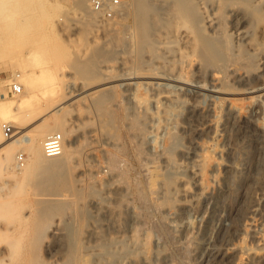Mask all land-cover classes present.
<instances>
[{
  "label": "rangeland",
  "instance_id": "374dc122",
  "mask_svg": "<svg viewBox=\"0 0 264 264\" xmlns=\"http://www.w3.org/2000/svg\"><path fill=\"white\" fill-rule=\"evenodd\" d=\"M120 1L108 20L87 0H0V77L32 81L0 99L22 109L0 115L21 140L0 163V264H264V67L245 42L264 0H147L146 19Z\"/></svg>",
  "mask_w": 264,
  "mask_h": 264
},
{
  "label": "bare ground",
  "instance_id": "6f19581e",
  "mask_svg": "<svg viewBox=\"0 0 264 264\" xmlns=\"http://www.w3.org/2000/svg\"><path fill=\"white\" fill-rule=\"evenodd\" d=\"M75 1V0H74ZM135 1H137L136 2V6L138 7V9L139 10H141V12H143V13H141V15L144 17V19H146L145 18V16H146V11H147V9H148V3H147V0H135ZM158 1V0H157ZM162 1H165V0H162ZM166 1H168V0H166ZM176 4H178V3H176ZM200 4L201 5H204V2H200ZM75 5H77V9H80L81 10V12L82 13H85L86 14V11H85V9H86V3L85 2H83V3H81V2H79V3H76ZM119 11L120 10H118L117 11V13H119ZM96 13V12H95ZM116 13V14H117ZM115 14V15H116ZM99 15V14H98ZM167 23V22H166ZM169 24V23H168ZM256 24H257V29H258V35H259V39H260V42L259 43H255L251 38H248V39H250L249 41H248V39H247V41L244 39L245 37H243V39L245 40V42H247V46H249V48H251V50L253 51V52H258V62H259V66L260 67H264V46H262V43H264V19L263 18H261V19H258L257 21H256ZM167 25V24H166ZM170 25V24H169ZM164 26V25H162V26H164V28H162V27H159L158 29H157V31H156V36H158L157 38H159L160 40H159V43H160V45H162V47L164 46V53H163V55L162 56H158V57H153V59L155 60L156 58H158V59H163V57H164V59L165 58H167V59H169L168 57H171V56H166V55H168V54H171L169 51H168V49H169V45L170 44H172V41L170 40V36H171V33H172V29L170 28V26ZM144 26H146V24L144 23ZM147 27V26H146ZM148 29V28H147ZM176 33V31H174L173 32V34H175ZM236 33H237V35L239 34L240 36H241V34L242 33H244V32H242L240 29H237L236 30ZM238 38H240V37H238ZM242 38V37H241ZM148 37L146 38V36H145V39H143V41L141 42L142 43V46H146L147 45V43H148ZM183 40H184V42H185V44H189V45H192V40H191V37H190V34H188V33H186L184 36H183V38H182ZM242 39V40H243ZM140 43V44H141ZM151 43V42H150ZM159 43H158V45H159ZM149 45V44H148ZM147 45V46H148ZM158 45H157V47H158ZM143 47V48H144ZM161 47V48H162ZM0 53H2V52H0ZM2 55H4L3 53H2ZM8 56V55H7ZM11 57V56H10ZM9 57V59H13V57H11L10 58ZM5 59V58H4ZM7 59V58H6ZM167 59H165V60H163V63H165V64H168V63H170ZM17 60V58H15V61ZM152 60V59H151ZM12 62V61H11ZM10 63V62H9ZM164 65V64H163ZM11 66V65H10ZM165 66V65H164ZM163 66V67H164ZM169 66V65H168ZM175 66V65H174ZM17 67L19 68V70L22 72V73H26V67H24L20 62H19V60L17 61ZM166 67V66H165ZM169 68V67H168ZM170 68H173L172 66L170 67ZM171 71V70H170ZM172 75V74H171ZM174 75V74H173ZM13 78H15V79H17V81H18V83L22 86V93L20 94V95H18V96H24V97H27L28 95H29V93H28V89H27V86L28 85H30V86H32V81H29V83H28V85L26 86V84H24V83H20V78H21V76H14V77H11V79H13ZM23 90H24V93H23ZM78 93H80V90L78 91V90H74L73 88H71L69 91H67L66 92V96L64 97V100H65V103H64V106L60 109V112H56V113H54L53 115H54V124H53V126H51V129H50V134H52V132L54 131V129H60V127H61V123H59V121H60V119H61V117H60V115H63V114H61V113H63V112H67V110H68V106H71L70 105V100L72 99L73 100V98L74 97H76V96H78L79 94ZM169 95H171V96H169V98L170 99H174V97H172V94H169ZM2 96V95H1ZM1 96H0V99H1ZM174 96V95H173ZM2 98H3V100L1 99V101H4L5 99H6V95L5 96H2ZM21 101V100H20ZM19 102V101H18ZM18 102H15V101H13V102H9V104H3V103H1L0 104V115H4V114H9V113H11V112H15V113H17L18 114V116L17 117H19L20 116V111H22V109H21V107H20V105L18 104ZM69 102V103H68ZM74 102V101H73ZM72 102V103H73ZM184 103H187V102H184ZM64 117H67V116H65L64 115ZM68 119V118H67ZM62 120V119H61ZM65 121H67V120H65ZM63 124V123H62ZM174 124V123H173ZM61 130V129H60ZM17 135V134H16ZM16 135H12V137L11 138H7L6 136H5V134H4V131H3V128L0 126V163L2 164V165H5V164H7L9 161H10V159L12 158V156L14 155V152L16 151V147H15V144H18V143H20L21 142V140L20 139H18V137L16 136ZM60 135H61V133H60ZM62 136V135H61ZM4 137H6V140L4 139ZM15 143V144H14ZM44 150H45V148H44ZM67 151V149H66V146L64 145V140H63V148H62V152L58 155V156H47V157H59V156H61L64 152H66ZM30 152H31V155H32V158H33V165L35 166V167H37V169L39 168V169H43V170H53L56 166L54 165V164H47V162L44 160V155H43V153H42V150H37L36 149V147H34V146H32V147H30ZM45 155H46V152H45ZM47 161H50V160H47ZM182 168V167H181ZM36 169V168H35ZM178 169H180V168H178ZM6 229V228H5ZM7 231V230H6ZM2 232V231H1Z\"/></svg>",
  "mask_w": 264,
  "mask_h": 264
},
{
  "label": "built area",
  "instance_id": "2783aa9c",
  "mask_svg": "<svg viewBox=\"0 0 264 264\" xmlns=\"http://www.w3.org/2000/svg\"><path fill=\"white\" fill-rule=\"evenodd\" d=\"M90 7L99 14L102 18L112 19L121 7L120 0H87ZM4 89L5 92L0 96L12 95L18 96L22 93V86L18 83L17 79L2 78L0 77V90ZM3 131L7 138H11L14 134V127L11 124L4 123ZM63 137L60 134H53L48 136L44 142V148L47 156H58L62 152ZM19 161H23V156L19 157Z\"/></svg>",
  "mask_w": 264,
  "mask_h": 264
}]
</instances>
